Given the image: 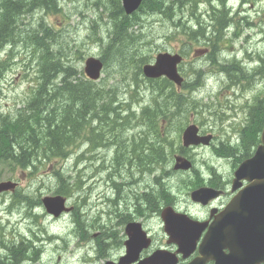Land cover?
<instances>
[{
  "label": "rangeland",
  "instance_id": "obj_1",
  "mask_svg": "<svg viewBox=\"0 0 264 264\" xmlns=\"http://www.w3.org/2000/svg\"><path fill=\"white\" fill-rule=\"evenodd\" d=\"M57 2L61 8L58 12L43 8L23 17L18 31L21 35L19 42L5 47L1 54L0 122L4 116L15 118L22 115L41 81L43 52L35 50L34 47L38 48V45L32 33L41 23L50 29L54 39H46L51 57L59 58L64 70L72 68L67 73L59 74L51 89H59L63 85V78L71 83L77 82L75 76L87 79L84 73L86 60L89 57L101 58L109 50L107 44L113 30L109 18L112 0ZM224 3L230 8L232 24L219 42L222 47L215 53L217 61L214 65L207 57L194 56L196 50L207 46L204 40H189L183 29H177V16L170 20L156 13L148 14L143 17V25L136 26L132 31V39L142 45V50L150 55V59L155 60L160 52H184L186 55L182 74L192 87L178 90L186 102L184 111L181 116L171 118V122L163 123L161 120L159 130L167 151L170 147L176 149L183 146L184 132L179 134L180 126L185 129L195 123L205 134L217 136L214 145L189 149L195 169L183 174L174 171L175 156L179 153L170 158L169 151V158L161 165L150 163L146 158H136L134 151L137 145L147 151L148 142L154 143L158 138L154 123L141 114L144 107L153 104L160 89L158 83L151 85L143 73H138L139 61L128 59L121 62L117 54H110L107 57L108 67L103 69L101 78L95 83L106 90L107 97L111 96V102L117 108L116 112L109 111L108 114L119 122L126 120L127 128L118 134L120 128L108 118L97 119L93 129L87 123L76 144L67 148L71 152L67 158H58L57 154H53L50 159L35 162L36 168L22 169L0 157V182L18 183L13 193L0 196V238L12 242L22 237H62L72 248V244L77 243L72 240L85 236V231L87 233L89 230L90 234L101 231L98 230L99 221L104 211L111 207L108 202L102 206L103 198L107 200V197H115L118 193H138L139 197H154L157 205L164 195L163 184L168 185L176 197L174 207L200 215V209L191 203L190 192L183 187L187 182L185 178H193L194 174H199L197 170L207 176L213 167L224 176L232 175L236 157L240 155L224 152L226 143H241V130L248 137L259 121L258 113L264 115V0H224ZM220 4L221 0L213 1L214 6ZM207 6V3L201 4L198 11L204 12ZM188 12H184L186 19L189 18ZM203 17L207 18L205 15ZM191 24L195 25L196 22ZM236 61L242 68L245 67L246 79L240 75L230 77L221 71L219 65ZM191 100L196 103L187 104ZM118 150L122 153L119 158L116 157ZM58 173L65 177L64 183L71 188L65 197H69L68 204L74 206L75 210L55 219L46 214L38 199L54 195L61 184ZM186 184L191 185V182ZM88 221L95 228H89L91 224ZM162 226L160 216L156 215L151 227L159 237L164 236ZM0 251L3 249L0 248ZM8 254L10 251L7 250ZM2 257L5 258L0 255Z\"/></svg>",
  "mask_w": 264,
  "mask_h": 264
},
{
  "label": "trees",
  "instance_id": "obj_2",
  "mask_svg": "<svg viewBox=\"0 0 264 264\" xmlns=\"http://www.w3.org/2000/svg\"><path fill=\"white\" fill-rule=\"evenodd\" d=\"M213 1L145 0L137 12L132 15H127L122 7L121 0H112L113 5L110 6L109 18L112 22L113 32L111 31L109 37L111 39L107 44L109 52L107 51L101 57L105 67H108L107 57L113 53L117 54L118 57L122 55L119 57L121 62V58H124V61L133 59L136 62L142 58L139 61L140 65H138V73L142 74V67L150 63L153 58L150 59V55L142 50V45L135 42V39H132L134 36L131 31L136 26L141 27L144 22L143 17L153 13L167 18L169 17L170 20L177 16L176 21L178 22H175V27L177 29H183V33L187 35L189 40L198 41L203 37L204 45L211 48V52L206 57L214 65L217 61L215 52L220 47L219 42L225 34V31L232 24V17L230 16V9L226 7L224 0H221L220 6H214ZM203 3H207L208 6L204 12H200L198 9H200V4ZM43 8L53 12L61 10L57 0H0V61L1 54L6 49L5 47L14 46L19 42L21 35L18 31L22 18ZM185 11H190L188 12V19L184 18ZM204 15L208 19L203 17ZM125 21L127 22L124 25ZM192 22H196V24L192 25ZM199 27L203 31L198 29ZM48 29L46 25L41 23L35 29V32H32L35 34L38 45V48H34L35 50L43 52V60L41 62L42 64L40 63L41 81L31 101L26 106L22 115L15 118L4 116L0 122V157L6 162L17 164L22 169L29 167L36 168L35 162L41 159H50L53 154H57L58 158H67L71 153L68 152L69 147L76 144L78 136L87 127V123L89 125L92 123L91 126L93 129L94 122L97 119L104 120L108 118V120L120 128V131L117 132L118 134L127 128L126 120L119 122L108 114L109 111L116 112L117 108L113 106L111 96L108 95L107 97L108 93L106 94V90L97 87L95 82L86 78L78 79L75 76L77 79L76 83L68 82L63 78V85H58L60 87L59 89H51L58 75L62 74V72L67 73L72 68L68 67L64 70L59 58L51 57V49L46 39H50L51 41L54 39L50 34V29ZM114 45H116L115 48ZM116 47H119L121 50L119 48L118 50ZM223 65H219L221 71H227L226 73L229 76L235 77L240 75L242 78L245 77L246 73L243 71L244 68H242L238 61L226 64L225 66ZM183 66L180 68L181 72H183ZM147 81L151 85H157L158 83L160 92L154 97L153 104L143 108L142 115L154 123L158 138L155 143L148 142L147 151L137 145V149L134 152L139 160H145L146 158L150 163L161 165L169 158L167 157L168 151L171 154L170 158H173L175 153L186 155V150L182 146L176 149L170 147L167 151L164 145L165 141L161 138L159 130L161 120L163 123L165 121L171 122V118L178 115L181 116L186 102L184 101L183 94L169 80ZM188 87H192V85H189V82H185L182 90H188ZM195 103V100L187 102L189 105ZM257 108L261 109V107ZM258 114L260 115L259 121L255 123L248 135L249 138L252 140L256 139V141H258L264 126V115L261 112ZM116 116L119 117L118 113H116ZM179 129V134H181L184 127L180 126ZM246 138L241 146L234 148L227 146L224 150V152H230L232 155L238 153L240 155L236 157L238 163L250 156L251 144ZM221 150L223 151V149ZM121 156L122 153L118 150L116 157L119 158ZM58 178L61 184L57 189V193L64 196L68 195L71 188H68L66 183H64L65 177L61 173H58ZM39 204H41V201ZM3 240H5L4 237L0 238V244L2 245H4ZM10 246L12 247V245ZM14 251L12 249L10 254L6 257L4 256L5 258H0V264H12V252ZM16 253H18V250ZM0 255L2 254L0 253Z\"/></svg>",
  "mask_w": 264,
  "mask_h": 264
},
{
  "label": "water",
  "instance_id": "obj_3",
  "mask_svg": "<svg viewBox=\"0 0 264 264\" xmlns=\"http://www.w3.org/2000/svg\"><path fill=\"white\" fill-rule=\"evenodd\" d=\"M144 0H122L127 15L136 12ZM206 51H196V56ZM183 62L180 54L160 53L155 62L143 67V73L148 79L167 78L179 88L184 78L179 72V65ZM104 64L101 59L90 57L86 61L85 74L93 81L100 79ZM211 136H199L196 125L188 126L183 133L184 147L209 145ZM192 162L184 156L175 157V171H188ZM249 184L239 191L220 217L211 224L192 220L185 214L177 213L172 207H166L162 212L165 232L169 236V243L175 244L178 251L169 254L158 251L141 264H177L178 254L188 258L197 248V244L205 233L198 252L199 256L190 264H205L213 260L216 264H262L264 263V129L261 144L256 154L245 160L235 173L234 190L241 187V182ZM17 184L13 182L0 183V195L13 192ZM220 192L203 188L195 191L192 198L195 202L208 204L218 197ZM43 203L47 212L58 217L69 211L65 207V199L60 196L46 197ZM207 230V231H206ZM127 242L128 256L123 264H129L137 259L138 252L149 244L140 226L128 228ZM144 244V245H143ZM224 250L229 252L226 254Z\"/></svg>",
  "mask_w": 264,
  "mask_h": 264
},
{
  "label": "flooded vegetation",
  "instance_id": "obj_4",
  "mask_svg": "<svg viewBox=\"0 0 264 264\" xmlns=\"http://www.w3.org/2000/svg\"><path fill=\"white\" fill-rule=\"evenodd\" d=\"M226 32L227 30L225 31V34ZM209 53L210 50L208 54ZM200 135L205 136L207 134L200 129ZM261 135L262 134L260 133L258 141H256V139L252 140L249 137L246 138L243 130H241V143L234 145L232 142H228V144L226 143V147H239L243 144L244 139L246 138V140L251 144L250 156L246 158L249 159L261 143ZM216 141L217 136L213 134V143L211 142V145H214V142L216 143ZM189 149H185L186 155L184 154V156L191 160L194 164V160L190 155ZM235 164L236 166H234L233 174L230 176H224L221 173H218V170H215L216 167H213L210 168L212 171L207 176L197 170L199 174H194L193 178H185V180H187L186 183L191 182V185L184 183L183 187L190 192L189 196L191 203L200 209V215L174 207L176 197L170 190V187L165 184H163L164 195L162 198H159L157 205H155L154 197L151 199L147 196L145 198L142 195L139 197L138 193H131L127 195H121L118 193L115 197H107V200H105V198L102 199L101 202L104 204L102 206H105V202H108L111 207L108 211H104L105 214L99 221L100 224H98V230H101L98 233L90 234L89 230H87V233L85 231V236L81 235L82 237L72 240L73 243L77 241L74 245L72 244V248H70L69 244H67V239L62 237L61 239L22 237L21 240L14 241L19 245L18 249L7 245V250L10 251V253L12 249L15 250L12 252L13 260H11V262L12 264H123L126 256H128L127 242L130 238L128 235V228L131 226H140L142 232H144L146 236L144 240L148 241L149 244L143 247L138 252L137 259L129 264H141L153 254L162 250L168 252L169 254L176 253L178 251V247L175 244L168 242L169 237L165 233L164 226H162L164 236L159 237L153 232L151 227L152 220L156 215H159L161 218L163 209L166 206H172L175 211L186 214L195 221L207 222L209 224H211L214 220L216 221L231 201L236 197L239 191L249 184L247 181H242L239 189H233L235 172L241 162L238 163V160H236ZM202 187L213 189L220 192V194L206 205L195 202L192 199V192ZM68 198H66L67 206L69 208L68 213L74 212L75 207L68 204ZM102 210H104V208ZM46 214L49 215L47 212ZM64 214L58 218L55 217V219L61 218ZM49 217L54 218L50 215ZM88 223L91 224L89 228H95L91 221H88ZM88 223L86 224L88 225ZM204 235L205 233H203L199 239L194 253L188 258L184 259L182 254L177 255V264H190L199 256L198 248L203 241ZM17 250L18 253H16ZM224 251L226 254L229 252L228 250ZM205 264H216V262L209 260Z\"/></svg>",
  "mask_w": 264,
  "mask_h": 264
},
{
  "label": "bare ground",
  "instance_id": "obj_5",
  "mask_svg": "<svg viewBox=\"0 0 264 264\" xmlns=\"http://www.w3.org/2000/svg\"><path fill=\"white\" fill-rule=\"evenodd\" d=\"M200 5H201V4H200ZM228 7H229V6H228ZM151 9H152V8H151ZM222 9H223V8H222ZM111 15H112V14H111ZM126 18H127V17H126ZM126 22H127V21L124 22V25H125ZM130 25H131V24H130ZM134 25H135V24H134ZM218 26H219V25H218ZM137 27H138V26H137ZM133 28H134V27H133ZM198 29H200V27H199ZM48 30H49V29H48ZM141 30H142V29H141ZM200 30H202V29H200ZM221 30H222V29H221ZM132 31H133V30H132ZM132 31H131V32H132ZM138 31H139V30H138ZM202 31H203V30H202ZM110 32H111V31H110ZM112 32H113V31H112ZM133 33H134V32H133ZM222 33H223V32H222ZM222 33H220V34H222ZM112 34H113V33H112ZM139 34H140V33H139ZM141 35H142V34H141ZM112 36H113V35H112ZM115 38H116V37H115ZM102 39H103V38H102ZM110 39H111V38H110ZM202 39H203V37H202ZM116 40H117V39H116ZM108 41H109V40H108ZM114 41H115V40H114ZM111 43H112V42H111ZM115 43H116V42H115ZM112 44H113V43H112ZM110 45H111V44H110ZM115 46H116V45H114V48H115ZM56 47H57V46H56ZM116 48L118 49L119 47H116ZM119 49H120V48H119ZM119 49H118V50H119ZM118 50H117V51H118ZM120 50H121V49H120ZM123 50H124V49H123ZM56 51H57V54H58V50H56ZM115 52H116V51H115ZM118 52H119V51H118ZM124 52H125V51H124ZM116 53H117V52H116ZM120 53H122V52L120 51ZM113 54H114V53H113ZM122 54H123V53H122ZM124 54H125V53H124ZM127 55H128V54H127ZM59 56H60V55H59ZM120 56H122V55H120ZM120 56H119V57H120ZM61 57H62V56H61ZM111 57H112V56H111ZM119 57H118V61H120V60H119ZM124 57H125V56H124ZM114 58H115V57H114ZM64 59H65V58H64ZM116 59H117V58H116ZM121 59H122V62H123V61H124V60H123L124 58H121ZM125 59H126V57H125ZM127 59H128V57H127ZM141 60H142V58H141ZM141 60H139V61H141ZM115 61H117V60H115ZM226 61H227V60H226ZM226 61H224V62H226ZM1 62H2V61H0V64H1ZM62 62H63V61H62ZM109 62H110V61H109ZM112 62H113V60H112ZM124 62H125V61H124ZM64 63H65V62H64ZM105 63H106V62H105ZM107 63H108V62H107ZM107 63H106V65H107ZM110 63H111V62H110ZM119 63H120V62H119ZM139 63H140V62H139ZM2 64H3V63H2ZM41 64H42V63H41ZM120 64H121V63H120ZM139 65H140V64H139ZM225 65H226V64H224L223 66H225ZM2 66H3V65H2ZM2 66H1V67H2ZM70 66H71V65H70ZM244 68H245V67H244ZM226 72H227V71H226ZM226 72H224V73H226ZM231 75H233V74H231ZM230 77H231V76H230ZM242 79H243V78H242ZM245 79H246V77H245ZM238 80H239V79H238ZM249 80H250V79H249ZM249 80H246V81H249ZM251 80H252V79H251ZM231 81H232V80H231ZM233 82H234V80H233ZM233 82H232V83H233ZM236 82H238V81H236ZM239 82H240V81H239ZM52 84H53V83H52ZM91 85H92V84H91ZM233 85H235V84H233ZM236 85H237V84H236ZM238 85H239V84H238ZM147 89H148V88H147ZM146 107H147V106H146ZM142 108H143V107H142ZM141 110H142V109H141ZM98 111H99V110H98ZM143 111H144V110H142V113H143ZM140 113H141V112H140ZM136 115H137V114H136ZM141 116H142V114H141ZM147 116H148V115H147ZM145 117H146V116H145ZM145 117H144V118H145ZM141 118H142V117H141ZM146 119H147V118H146ZM142 120H143V119H142ZM142 120H141V122H143ZM150 122H151V121H150ZM89 123H90V122H89ZM143 123L145 124V122H143ZM91 124H92V123H91ZM146 124H147V123H146ZM97 126H98V125H97ZM91 127H92V126H91ZM94 127H95V126H94ZM101 130H103V129H101ZM83 131H84V130H83ZM89 131H90V130H89ZM96 131H97V130H96ZM145 132H146V131H145ZM90 133H92V132L90 131ZM140 133H141V132H140ZM86 135H87V134H86ZM90 135H91V134H90ZM90 135H88L87 137H89ZM92 135H93V134H92ZM143 135H144V134H143ZM87 137H86V138H87ZM90 137H91V136H90ZM87 140H89V138H88ZM77 141H78V140H77ZM154 143H155V142H154ZM222 143H223V142H222ZM220 147H221V146H220ZM64 160H65V159H64ZM67 162H68V161H67ZM78 187H79V186H77L76 188L78 189ZM79 189H80V188H79ZM23 199H24V198H22V200H23ZM29 200H30V199H29ZM19 203H20V202H19ZM29 203H30V201H29ZM25 204H26V203H25ZM31 204H32V203H31ZM10 212H11V211H10ZM54 239H55V238H54ZM59 248H60V247H59ZM62 249H63V248H62ZM61 252H62V251H61ZM63 252H64V251H63Z\"/></svg>",
  "mask_w": 264,
  "mask_h": 264
}]
</instances>
